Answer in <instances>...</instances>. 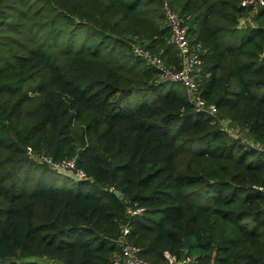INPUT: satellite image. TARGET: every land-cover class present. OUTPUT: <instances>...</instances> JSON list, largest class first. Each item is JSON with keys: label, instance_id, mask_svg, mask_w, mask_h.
I'll return each instance as SVG.
<instances>
[{"label": "trees", "instance_id": "1", "mask_svg": "<svg viewBox=\"0 0 264 264\" xmlns=\"http://www.w3.org/2000/svg\"><path fill=\"white\" fill-rule=\"evenodd\" d=\"M170 2L203 98L251 144L132 54L179 67L160 0H0V264H110L124 225L152 264H264V6L239 28L241 0ZM28 147L88 179L50 186Z\"/></svg>", "mask_w": 264, "mask_h": 264}, {"label": "built area", "instance_id": "2", "mask_svg": "<svg viewBox=\"0 0 264 264\" xmlns=\"http://www.w3.org/2000/svg\"><path fill=\"white\" fill-rule=\"evenodd\" d=\"M160 2L166 24L169 28V42L176 50L179 67L173 68L169 66L162 60L158 53L139 45L135 41L130 43V50L132 54L142 59L150 67L154 68L158 72L161 80L167 83H179L183 85L187 100L193 105L195 111L202 112L209 117H212L218 122L221 129L226 131L228 134L239 138L242 142L251 144V142L246 140L238 129L232 126L228 119L219 118L217 116L216 107L212 104H207L203 98L199 82L197 81L198 72L202 64L198 50L191 44L186 26L183 24V19L179 15L178 10L171 5L170 0H160ZM240 5L243 8L248 9L249 13L248 15H243L239 18L237 26L239 28L258 27V23L252 19V16L260 6H264V0H241ZM27 150L31 158L37 162L47 163L55 170L60 167L72 170L79 176L80 180L88 179L85 171L81 168H77L75 158L53 161L50 157L44 155H34L29 147ZM141 212L142 208H129L127 210L129 215H136ZM128 231L129 226L124 225L121 236L117 241L119 251L112 257L110 264H152L142 258L140 255V248L128 240L126 236ZM165 257L166 264H186L192 260L189 256L182 260H177L168 253H165Z\"/></svg>", "mask_w": 264, "mask_h": 264}, {"label": "rangeland", "instance_id": "3", "mask_svg": "<svg viewBox=\"0 0 264 264\" xmlns=\"http://www.w3.org/2000/svg\"><path fill=\"white\" fill-rule=\"evenodd\" d=\"M237 33L240 35V34H242V31L241 32L239 31ZM149 99H151L150 94L143 95V96H139V95L134 94V95H131L127 100H125L123 102V105L129 106V107H134V106L138 105L139 103H141L142 101H146V100L149 101ZM43 168H46V166L43 165ZM37 176H38V173L35 174L34 178H36ZM43 179H45L49 183L50 186H55L58 188H75V183L73 180H71V179H65L64 180V176H62V175H60L54 171H51V172L48 171V173L46 174V176H44ZM83 189L87 190L88 186L87 185L83 186Z\"/></svg>", "mask_w": 264, "mask_h": 264}, {"label": "water", "instance_id": "4", "mask_svg": "<svg viewBox=\"0 0 264 264\" xmlns=\"http://www.w3.org/2000/svg\"><path fill=\"white\" fill-rule=\"evenodd\" d=\"M56 172H57L58 174H60V175H63V176H65V177H67L68 179H71V180L75 181V182L80 181L79 176L76 175L72 170H67V169H65V168L60 167V168H57V169H56ZM116 194H117L118 196H121V194L118 193V192H116ZM186 247H187V244H185V248H186Z\"/></svg>", "mask_w": 264, "mask_h": 264}, {"label": "crops", "instance_id": "5", "mask_svg": "<svg viewBox=\"0 0 264 264\" xmlns=\"http://www.w3.org/2000/svg\"><path fill=\"white\" fill-rule=\"evenodd\" d=\"M37 262L41 264H61L60 262L56 260H47V259H36Z\"/></svg>", "mask_w": 264, "mask_h": 264}]
</instances>
